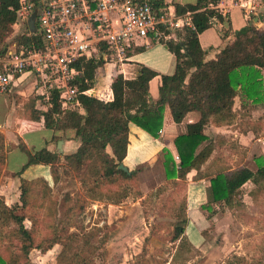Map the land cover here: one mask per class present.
Here are the masks:
<instances>
[{
    "label": "trees",
    "instance_id": "1",
    "mask_svg": "<svg viewBox=\"0 0 264 264\" xmlns=\"http://www.w3.org/2000/svg\"><path fill=\"white\" fill-rule=\"evenodd\" d=\"M145 1L154 8L172 5L179 13L190 12L191 25L184 24L177 28L173 37L158 39L175 55L173 72L160 74L156 100L151 98L148 91L149 80L158 74L155 69L139 64L134 76L125 77L117 72L110 83L113 97L105 100L82 92L94 85L96 70L105 60L96 55L79 57L75 64L80 72L73 81L79 92L67 106H62L59 90L55 87L49 91L46 109L36 106L37 95L25 99L21 112L24 117L42 120L46 127L52 129L74 128L80 142L75 151L65 154L62 162L59 161L58 152L46 146L27 151V161L19 171L13 172V175H20L31 163H46L50 165L52 183L42 176L26 178L20 175V201L23 205L43 209L37 215L15 212L16 207L8 205L0 194V236L17 234L24 239L19 245H3L5 253L0 251V264H36L30 258L33 248L44 253L55 244H65L68 239L91 240L97 234L96 227L72 229L65 215L75 205L83 208L87 199L118 204L132 194L130 183L135 180L137 169L125 171L118 167L127 152L130 123L158 136L163 127L165 110L168 109L174 121H181L189 111L198 112V118L187 123L186 132L174 137L176 153L162 148L160 154L166 179L148 194L153 196L169 182H182L189 170H199L214 149L213 141H206L208 136L203 131L204 125L210 121L221 125L233 120L237 115L233 108L236 96L240 99L238 112L241 116L264 104L261 71L264 65V27L252 23L244 25L235 31L233 40L226 42L215 57L206 59L199 33L212 25L213 18L224 19L221 11L214 7L219 0H197L195 3ZM17 9L18 1L0 0V42H4L12 33ZM160 31L164 34L169 32L166 28H160ZM156 37L152 34L150 38L156 41ZM11 41L26 45L43 44L42 36L36 29L19 32ZM248 128L257 131V124H247L245 129ZM19 146L27 150L22 142ZM175 155L178 156L177 160ZM253 159L255 167L238 165L217 170L211 175L208 180L209 198L203 207L211 210L213 202H220L223 208L226 207L235 194L241 195V186L247 180H252L264 190V155L256 154ZM4 160L5 139L0 131V173ZM62 180L69 184L78 182L84 194L81 198L85 200L81 199L82 202L77 204L76 198L75 205L68 204L61 214V206L57 204L54 192L55 189L60 190ZM135 195L141 196V193ZM173 215L175 218L168 240L172 244L178 241V246L171 261L177 256V250L179 256L186 260L188 258L183 256L184 252L195 247L184 233L188 221L187 210L179 204L173 208ZM241 260L243 258L235 254L233 258L218 264H240ZM254 262L264 264L263 261Z\"/></svg>",
    "mask_w": 264,
    "mask_h": 264
},
{
    "label": "crops",
    "instance_id": "2",
    "mask_svg": "<svg viewBox=\"0 0 264 264\" xmlns=\"http://www.w3.org/2000/svg\"><path fill=\"white\" fill-rule=\"evenodd\" d=\"M167 1L171 3H195L197 0ZM232 1L219 0L217 6L224 15V19L213 18L212 25L199 33V41L205 50L206 59L215 57L216 53L226 42L233 40L235 31L244 25L252 23L257 27H264V0H250L252 5L250 12H246L238 4H232ZM26 25L28 26L27 21L24 20H17L13 24L14 27H18L19 32L26 28ZM203 37L205 39L204 43L202 42ZM150 39L139 37L133 40L127 50V58L125 60L122 62L105 61L102 66L98 67L95 74L94 89L89 93H93L105 100L111 99L113 97L110 88L112 77L117 72H121L125 77L134 76L138 72V65L145 64L158 72L148 82L149 94L153 100H156L161 83L160 74L173 72L175 55L164 43ZM261 71L264 88V65L261 66ZM30 95H37L36 106L46 109L48 98L46 89L36 82L35 76L30 72L17 74L8 90L0 91V131L5 139V160L0 173V194L4 196L8 205L16 207L15 212L26 214H30L29 210L31 209L20 201V175L26 178L42 176L52 183L50 165L42 162L31 163L22 170L20 175H13V172L19 171L27 161V151H34L46 146L48 149L58 152L59 161L62 162L65 154L75 151L80 142L79 138L75 136L74 128L52 129L46 127L42 120H32L24 117L21 114L23 104ZM239 102V96H236L233 108L237 112V116L240 115L238 112ZM260 107L264 109V104L258 105L251 111ZM237 116L230 122L221 125H216L211 121L205 124L203 131L208 136L206 141H213V150L216 149L215 146L224 148L237 144L243 147L245 151L247 150L251 154L250 157L254 158L256 155L254 153L257 152L264 155V135L261 134L264 131V123L262 126L257 125V131L250 128L245 129L246 126L240 124L241 122ZM259 117L264 121V112ZM197 118V111H189L181 121H174L167 109L164 113L163 127L158 136H153L139 125L130 123L127 152L122 162L128 169H132L141 163L151 162V160L156 159L163 147L169 148L171 151L174 150V137L177 134L186 132L187 123L195 121ZM260 129L263 130L260 132ZM31 134L41 140L35 142ZM59 139L63 140L61 144L62 151H59L57 147ZM20 142L25 145L27 150L19 146ZM107 149L110 151L109 147ZM211 154L213 153L211 152ZM211 154L199 170L208 166L212 161L217 163L215 159L210 160L213 156ZM195 171L197 172L198 170ZM194 179L191 178L190 187L184 194V201L181 207L187 210L188 216L184 233L195 247L201 249L204 247L206 239L202 230L213 223V221L211 222L213 216L207 217V210L203 207V204L207 201L206 180L208 181V179L204 175ZM241 193V195L235 194L232 202L227 203L226 207L229 215L237 217L236 213L238 210L236 208L242 206L243 201L248 198L258 200L264 191L252 180H247L241 186ZM108 204L115 205V203ZM232 235L234 233L227 232L225 234L226 241L217 243L213 247L212 253L204 259L203 263L218 264L224 262L226 260L224 258L228 256L227 241ZM23 241L24 239L17 234L0 236L1 244L12 243L19 245Z\"/></svg>",
    "mask_w": 264,
    "mask_h": 264
},
{
    "label": "rangeland",
    "instance_id": "3",
    "mask_svg": "<svg viewBox=\"0 0 264 264\" xmlns=\"http://www.w3.org/2000/svg\"><path fill=\"white\" fill-rule=\"evenodd\" d=\"M18 30V27L13 26L12 33L4 42H0V46L3 43L9 44L12 37L19 33ZM25 30L26 28L20 30V33ZM145 38L150 39V37ZM156 41L160 42L158 39ZM202 42H205L204 37ZM263 112L264 109L260 107L254 111L250 110L244 116H236L241 125L255 123L262 126L264 121L259 116ZM261 130L263 129L259 131ZM261 134L264 135V131ZM31 136L35 142L41 140L34 134ZM215 148L210 160L215 159L217 163L212 161L197 172L193 169L189 170L182 182H169L163 190L153 196H148V194L155 191L156 187L166 179L161 152L151 162L135 166L136 178L132 184L130 183L132 194L118 205L87 199L84 207L79 208L74 203L75 199L77 198V204H79L85 198H81L84 194L78 182L69 184L68 181L62 180V187L60 190L55 189L54 192V196L58 199L57 204L61 206L60 213L64 212L68 204L75 205L65 215L71 228L96 227L98 228L97 234L91 240L68 239L65 244H55L44 253L33 248L30 251V258L36 264H81L83 261L84 264H205L203 261L212 253L213 247L221 241H226L225 234L231 232L234 235L227 241L228 256L224 259L233 258L235 254H238L243 258L240 264H251L255 263L254 261L264 262V193L258 200L248 198L242 204L240 203L242 206L236 208L237 217L229 215L227 207L223 208L220 202H213L211 210L206 209L207 214L210 213V217L213 216L211 218L213 223L203 229L206 238L204 247L186 250L183 255L188 258L186 260L179 256L177 250L175 253L177 256H174L175 259L171 261L175 247L178 246V241L172 244L168 240L175 218L173 208L183 203L191 178L197 179L204 175L209 180V177L217 170L227 167L234 168L238 165L255 167L254 159L250 157L251 154L237 144L224 148L215 146ZM172 153H176L175 150H172ZM206 184L208 199L209 181L206 180ZM137 192L141 193V196H136ZM64 197H66L65 200ZM26 206L30 207L31 210H28L31 214L37 215L43 211L34 205ZM4 244L0 243V251L3 253H5Z\"/></svg>",
    "mask_w": 264,
    "mask_h": 264
},
{
    "label": "built area",
    "instance_id": "4",
    "mask_svg": "<svg viewBox=\"0 0 264 264\" xmlns=\"http://www.w3.org/2000/svg\"><path fill=\"white\" fill-rule=\"evenodd\" d=\"M232 4L246 12L252 9L250 0ZM31 15L43 44L10 41L0 46V91H7L17 74L30 72L47 97L51 88L59 90L62 106L79 92L73 84L80 72L75 64L79 57L96 55L122 62L133 40L152 34L170 38L177 28L192 24L189 11L179 13L172 5L154 8L145 0H19L17 20L27 21ZM160 28L169 32L164 34ZM93 86L82 92L89 93Z\"/></svg>",
    "mask_w": 264,
    "mask_h": 264
},
{
    "label": "water",
    "instance_id": "5",
    "mask_svg": "<svg viewBox=\"0 0 264 264\" xmlns=\"http://www.w3.org/2000/svg\"><path fill=\"white\" fill-rule=\"evenodd\" d=\"M27 24H28V28H29L30 31H34L35 30V19H34V17L32 15L29 16V18L27 20ZM62 141H63L62 139H59L58 143H57V147H58L59 151H62V146H61ZM118 167L122 168L125 171H129V169L127 168V166L123 162L119 163Z\"/></svg>",
    "mask_w": 264,
    "mask_h": 264
}]
</instances>
